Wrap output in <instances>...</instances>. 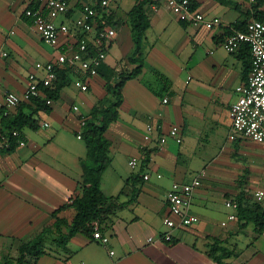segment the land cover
<instances>
[{
    "label": "crops",
    "instance_id": "obj_1",
    "mask_svg": "<svg viewBox=\"0 0 264 264\" xmlns=\"http://www.w3.org/2000/svg\"><path fill=\"white\" fill-rule=\"evenodd\" d=\"M67 1L72 7L71 13L58 18V24L72 23L79 17L83 5L99 0ZM109 1V8L103 10L101 17L114 20L112 28L116 37L103 65L119 71L127 65V59L134 51L129 13L139 0L126 2L129 6L125 19L119 18L117 1ZM223 1L193 0L195 10L209 18L220 19V26L209 30L193 25L184 27L165 2L148 0L145 13L151 27L142 44L143 72L126 83L119 120L106 134L110 143L109 156L113 153L110 167L114 175L106 178L105 183L108 169L105 171L101 189L106 197L117 201H112L103 221L93 225L109 238V244L105 246L97 241L93 231L75 234L64 249L58 247V236H53L50 239L54 240L55 247L50 251H47L49 246L45 247L47 254L37 264H215L212 256L223 254L220 247L231 254L224 259L226 264L234 261L236 264H264V235L256 238L254 224L251 230H248L251 224L242 228L238 210L226 206L227 201L239 205L238 200L243 199L244 206L252 207L248 190L253 187L248 184L247 169L239 179H231L233 175L229 176L224 167L229 165L224 154L233 149L235 159L241 161V146L260 145L230 139L231 106L239 98L238 88L248 81L252 56L246 53V48L250 52L246 45L236 53H228L222 44L226 33L236 23L244 21L251 3L247 0ZM121 5H125L124 0ZM40 7L35 0H0V101L8 92L22 95L30 74L44 77L45 73L37 69V65L55 62L70 41H75V37L61 36L59 47L44 43L32 20L25 15L27 10ZM120 27L121 32L118 31ZM123 47H127V51ZM184 54L190 55L186 64ZM185 70L190 74L183 90H179L168 71L180 76L179 73ZM71 71V83L63 89L60 98L52 100L48 111L37 115L39 128L24 130L25 146L18 145L12 153L0 149V264L7 261L19 264L22 245L36 239L45 229L52 228L55 223L53 213L69 205L71 199L80 194L81 161L87 156L86 143L85 148H72L65 143L64 137L59 138L62 129L67 128L83 141L79 139L84 127L82 120L89 119L91 110L107 96V91L105 79L97 73L87 79L79 70ZM148 71L162 74L172 85L161 82V86L151 89L142 80ZM74 81L81 84L79 95L67 90ZM85 84L88 90L83 92ZM78 96L84 98V104L76 102ZM165 98H168L167 104L163 103ZM176 98L179 103L172 106ZM74 107H78V111H74ZM3 112L6 116H13L17 114V108L11 111L0 109V121ZM42 124L49 127L40 126ZM149 125L155 130L151 141H146ZM172 126L181 128L182 144L168 138L166 144L161 145L160 139ZM224 129L226 141L219 147L218 137L212 135L222 134ZM27 130L41 136L45 146L34 140ZM213 141L218 156L198 170L202 161L199 151ZM123 159L127 163H121ZM133 160L138 165L129 173L126 165L130 166ZM216 164L223 167L214 168ZM145 176L149 179L146 180ZM199 177L202 185L195 191L191 207L199 222L175 230L171 243L162 242L160 237L167 232L164 216L168 213V191L174 183L191 184ZM258 191L264 192V189L256 188L253 193L255 202H259L255 196ZM215 202L223 203L228 209L221 224L218 223L221 211L212 205ZM259 203L264 205V199ZM71 214L73 216L71 210H66L59 217L68 219ZM231 215L237 220L229 221ZM244 234L245 239L240 240ZM150 238L154 239L152 243L148 241ZM111 251L115 252L114 256L110 255Z\"/></svg>",
    "mask_w": 264,
    "mask_h": 264
},
{
    "label": "built area",
    "instance_id": "obj_2",
    "mask_svg": "<svg viewBox=\"0 0 264 264\" xmlns=\"http://www.w3.org/2000/svg\"><path fill=\"white\" fill-rule=\"evenodd\" d=\"M41 6L37 9H29L25 12L27 18L31 19L37 33L43 42L52 47H59L61 36L75 37V41H70L66 50L62 51L55 62L45 65L38 64L37 69L45 73L43 78L36 74L28 77V86L22 95L6 93L0 101V109L11 111L22 103H30L36 99H45L47 105L52 104V100L45 98L44 91L51 89L58 80L57 69L66 65L72 69L82 72L87 79L97 73L96 69L107 60L109 46L116 37L113 28H99L98 18L103 10H107L110 5L109 0H101L91 4L83 5L79 17L72 23L67 21L58 24L56 21L60 17H67L71 13L72 7L67 0H35ZM165 2L168 9L177 19L188 25L213 29L221 24L218 18H209L202 12L193 8V0H153ZM46 12V13H45ZM76 43V47L73 44ZM248 46L252 56V69L246 84L238 88L239 98L231 106L230 117L232 120L231 140H246L255 144H264V21L252 20L245 30L233 31L228 35L222 46L228 53H236L242 46ZM7 56V54H4ZM88 85L82 87L86 92ZM168 98L163 100L167 104ZM78 111V107L73 108ZM85 126L86 120H82ZM43 127H49L44 124ZM155 127L148 126L146 141H151V134ZM19 133L14 131L12 137H18ZM82 136L79 135V139ZM168 138L173 139L177 144H182L183 135L179 126H172L167 135L160 139V144H166ZM11 137L5 134L0 135V149H8L11 146ZM20 146H25L24 141H20ZM138 165L136 160L130 162V166L135 168ZM148 180L149 177L145 176ZM200 177L191 184L174 183L166 195L168 213L164 216V224L167 232L160 240L165 243L173 241L172 233L178 229L189 228L199 222V218L192 214V199L197 189L201 187ZM260 202L264 199V192L258 191L255 194ZM229 209L238 210L239 205L234 201H227ZM235 215L229 216V221H236ZM226 226V223H223ZM94 238L103 245L109 244V238L101 234L97 225H94ZM150 243L154 239L148 240ZM111 256L115 252H110Z\"/></svg>",
    "mask_w": 264,
    "mask_h": 264
},
{
    "label": "trees",
    "instance_id": "obj_3",
    "mask_svg": "<svg viewBox=\"0 0 264 264\" xmlns=\"http://www.w3.org/2000/svg\"><path fill=\"white\" fill-rule=\"evenodd\" d=\"M101 1V0H99ZM224 2L223 0H218ZM251 3V10L245 13V19L242 22L236 23L234 27L228 31L226 37L233 31L245 30L251 19L264 21V0H247ZM148 0H139L129 13V26L131 27V36L134 44V51L128 57L127 65L132 66L122 67L118 70H111L105 65H101L96 69L97 74L106 81L107 96L101 99L91 110L89 119H87L83 127L82 140L87 146V156L81 161L82 166V183L80 186V194L73 197L69 205H64L53 213L55 220L52 228L45 229L33 241L22 245L20 248L19 264H37V261L45 256V242L48 238L57 234L58 247L67 249L70 239L77 233L90 234L94 231V223H101L104 215L108 212V208L112 201L104 195L101 189L102 176L105 171L111 166V158L109 156L110 143L106 134L110 126L117 122L120 117L119 110L124 102V87L130 80L138 78L144 68L145 58L143 56L142 44L146 36V32L150 29L151 24L148 20L145 7ZM194 8V6H193ZM99 28H112L114 20L111 17L103 16L98 18ZM188 24L183 23L185 27ZM76 46V44H75ZM246 53L251 56L248 48ZM72 68L68 65L58 68V80L54 83L51 89L44 91L45 98L57 101L60 94L71 83L70 74ZM156 76L162 83L171 86L172 83L162 74L156 73ZM45 99H36L30 103H22L17 107V114L5 115L2 113L0 121V135L5 134L11 137V146L8 149H2L7 153H12L18 147L20 141H25L24 130L27 128L38 129L39 118L37 115L42 111H48L49 107ZM44 126V124L40 125ZM14 131L19 133L18 137H12ZM239 209L238 215L241 227L244 228L249 224L255 226V236L264 235V205L256 202L254 206L248 207L243 205V199L238 200ZM107 209V210H106ZM71 210L73 213L72 219L59 217L63 211ZM223 254L212 256L215 264H226L224 259L230 257L227 249L220 247ZM30 259V260H27ZM7 261L5 264H10Z\"/></svg>",
    "mask_w": 264,
    "mask_h": 264
},
{
    "label": "rangeland",
    "instance_id": "obj_4",
    "mask_svg": "<svg viewBox=\"0 0 264 264\" xmlns=\"http://www.w3.org/2000/svg\"><path fill=\"white\" fill-rule=\"evenodd\" d=\"M118 4V7L120 8L118 13H119V18L120 19H125V11L127 6H129V4L126 2H129L131 0H124L125 1V5H121L122 4V0H116ZM114 4V5H116ZM119 32H121V27L118 30ZM46 46V45H45ZM46 48L51 49L49 46H46ZM127 47H123L124 51L126 50ZM125 53V52H124ZM184 57H186V59L184 60L187 61L190 57V55L184 54ZM188 62V61H187ZM186 64V62H185ZM124 67L128 68V65H125ZM164 70V69H163ZM166 71V70H165ZM163 72V71H161ZM167 72V71H166ZM168 74L175 79L176 84L178 86L179 90H183V84L184 82L188 79L189 77V71L183 72V73H179L180 76H178L174 71H168ZM143 80V84L147 85L148 87H150L151 89L154 90V88H157V86H161V81L159 80V78L155 75L152 74L151 71L146 72V74L144 75V77L142 78ZM81 88V84L77 83L76 81H74L72 83V86L67 88V90L69 91V93H75L76 95L78 94V90ZM130 89V88H129ZM129 89L127 90V93L129 94ZM86 96L88 94H85ZM178 98V97H177ZM173 99V104L172 106H177V104L179 103L178 99ZM185 101L188 102V98H185ZM76 102L81 104H84V98L78 96V98L76 99ZM225 130V129H224ZM49 132H51V130H48ZM27 133L33 137L34 140H37V142H39L42 147H44L46 143H44V139L40 136H37L35 134V132H32L30 130H27ZM226 130L224 132H222V134H214L212 136H217L218 137V143H220L221 147L223 144H225L226 141ZM61 137H64V141L65 143H67V145L72 146V148H85V142L84 141H79L77 139V135L74 132H71V130L64 128L62 129L61 132V136L59 139H61ZM212 138V139H214ZM215 141H213L211 144H207L205 145V147H202L201 150L199 151L200 154V159L202 160L200 163V166H198V170L202 169L204 166H206L207 163H209L211 160H214L217 156H218V149L216 148V145L214 143ZM205 144V143H204ZM202 144V145H204ZM231 145V144H230ZM229 147H232L229 146ZM29 150V149H28ZM113 158V153H111L110 155ZM239 156L241 158H243L241 161L236 160L235 156H234V150H229L226 154H224L223 158H225V160L227 161V163L229 162L228 166H224L227 170L228 175L232 176L231 179H239L240 176H242L245 173V169L249 170L248 171V177H247V181L248 184L252 185L253 188L248 190V195L250 197V202H252L251 206L255 205V200H254V192L256 190V188H262L264 189V145H254V144H245L244 146H241L239 149ZM118 160V159H117ZM119 162L122 161V159L118 160ZM203 162V163H202ZM121 163H127V160L123 159V162ZM232 164V165H230ZM214 168L216 167H223V165H218L216 164V166H213ZM127 170L130 172H133L134 168L131 166H128V164L126 165ZM82 169V166H81ZM113 174V170L112 168H108L105 176H104V181L106 183V178L109 179L112 177ZM212 175H214L212 173ZM247 176V175H246ZM80 190V189H79ZM212 205H214L215 208H217L219 211H221L220 213V220L218 223L221 224V221L226 219L227 216V212L228 209L225 207V205L223 203H212ZM72 218V214L68 216V219ZM253 225H249L248 226V230L253 229ZM54 237H57V234L53 235ZM52 236V237H53ZM50 237V238H52ZM47 239V244L45 245V247L47 248V251L53 250L54 246V240L53 239ZM245 239V234L240 236V240H244ZM17 252V250H16ZM232 264H236V262L234 261Z\"/></svg>",
    "mask_w": 264,
    "mask_h": 264
}]
</instances>
